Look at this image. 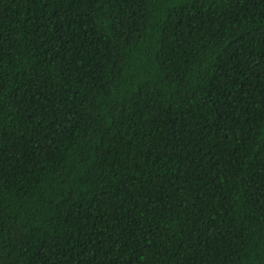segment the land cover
Segmentation results:
<instances>
[{
    "label": "trees",
    "instance_id": "1",
    "mask_svg": "<svg viewBox=\"0 0 264 264\" xmlns=\"http://www.w3.org/2000/svg\"><path fill=\"white\" fill-rule=\"evenodd\" d=\"M0 264H264V0H0Z\"/></svg>",
    "mask_w": 264,
    "mask_h": 264
}]
</instances>
